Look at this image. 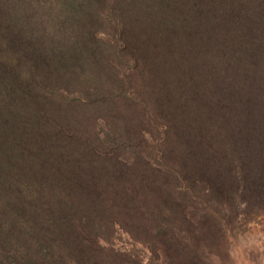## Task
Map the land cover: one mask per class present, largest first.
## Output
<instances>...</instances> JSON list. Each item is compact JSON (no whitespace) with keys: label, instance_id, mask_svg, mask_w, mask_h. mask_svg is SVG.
<instances>
[{"label":"trees","instance_id":"obj_1","mask_svg":"<svg viewBox=\"0 0 264 264\" xmlns=\"http://www.w3.org/2000/svg\"><path fill=\"white\" fill-rule=\"evenodd\" d=\"M260 11L264 2L255 0H0V264H118L123 254L94 251L81 233L109 238L115 220L181 251L177 198L188 192L173 185L182 178L206 179L233 200L242 196L250 212L264 211ZM193 17L213 23L198 30ZM97 23L109 27L123 57L150 70L138 95L118 91L128 103L121 118L103 98L52 100L50 87L67 86L75 72L82 81L98 76ZM174 26L198 33L196 55L206 68L187 55L183 38L182 51L174 47ZM98 115L107 120L104 135ZM141 126L160 137L167 169L140 153Z\"/></svg>","mask_w":264,"mask_h":264},{"label":"rangeland","instance_id":"obj_2","mask_svg":"<svg viewBox=\"0 0 264 264\" xmlns=\"http://www.w3.org/2000/svg\"><path fill=\"white\" fill-rule=\"evenodd\" d=\"M181 1L183 4L184 0ZM255 1L260 7L264 2V0ZM226 7L227 5L223 8ZM194 12L195 10H193V16L196 13ZM260 13L264 16V11L263 13L260 11ZM260 13H255L251 18L254 23H257L255 21L260 18ZM175 16L176 23L182 25V14H175ZM193 18L196 20L193 21L195 23L193 25H197L198 30L204 24L213 23L212 17L211 21L206 22L197 21L196 17ZM98 24L91 32L92 38L95 40L97 48H99L100 58H103L101 61L99 59L95 61L98 76L89 77L87 80L82 81L79 71L75 72L76 76L73 74L75 77H72V81L68 82L67 86L50 87L54 88V90H51V95L54 94L52 100L56 102V99L60 100L63 99L61 97H66L74 103H95L99 99L104 101L103 98L106 101L103 104L109 108L115 106L117 111L114 114L121 118L120 115L126 111L125 107L128 103L118 97V91L126 87L128 97H132V94L138 95L137 88H139L140 83L145 82L144 76H148L150 70L142 65L136 67L139 62L136 56L123 57L117 48L112 46L115 38L110 35L109 27L105 29L103 26H97ZM174 27L176 34H178V40L176 39L173 42L174 47L182 51L183 38L187 55L190 58L192 57L199 70L206 68L201 57L196 55V49L201 43L198 33L189 32L192 30L185 29L182 26ZM238 29H241V27H238ZM138 33L141 37L137 36V38H142L145 29L138 28ZM238 33L240 34V30H238ZM238 33L236 32L235 36ZM176 41H179V45ZM227 45H233L232 41L228 40ZM96 56L98 57L97 54ZM138 67L141 68V70H138L140 75L136 72ZM72 69L78 70V68ZM88 69L91 72L90 66ZM69 73L72 74L71 70L64 77L65 81H68L67 76ZM146 107L147 112L154 115L152 107L149 104ZM106 121L104 116H96L95 124L99 135H104L107 130ZM160 126L159 132H163V126L161 124ZM139 132L141 134L140 142L143 146L140 153L145 156L148 164L167 169L164 166V160L160 157V137L158 134L145 126H141ZM117 157L119 158V156ZM168 161L173 163L170 166L173 167V170L177 169L174 165L175 162ZM120 177L123 179L125 175L120 172ZM133 179L131 178V181ZM194 181L182 178L180 183L173 185L176 190L182 189V191L188 192L186 195L182 192V198H177L182 212L181 251L172 250L161 240L154 242L142 240L134 236L116 220L109 238L90 236L81 231L82 241L90 249L100 253L105 252L111 255V258L116 254H123L125 257L116 256L118 264H130L128 257L134 258L138 264H264V211L260 209L259 213L250 212L248 208L251 206L247 204L242 196H237V200H233L231 196L225 194L228 191L224 187L212 185L206 179ZM213 195L218 196L221 201L219 202Z\"/></svg>","mask_w":264,"mask_h":264}]
</instances>
